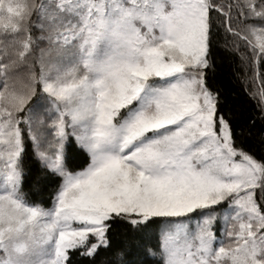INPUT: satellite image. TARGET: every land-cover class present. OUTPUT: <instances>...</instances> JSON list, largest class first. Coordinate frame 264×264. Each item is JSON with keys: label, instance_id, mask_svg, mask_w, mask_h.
I'll use <instances>...</instances> for the list:
<instances>
[{"label": "snow or ice", "instance_id": "6c2138e0", "mask_svg": "<svg viewBox=\"0 0 264 264\" xmlns=\"http://www.w3.org/2000/svg\"><path fill=\"white\" fill-rule=\"evenodd\" d=\"M74 261L264 264V0H0V264Z\"/></svg>", "mask_w": 264, "mask_h": 264}, {"label": "trees", "instance_id": "16d2710c", "mask_svg": "<svg viewBox=\"0 0 264 264\" xmlns=\"http://www.w3.org/2000/svg\"><path fill=\"white\" fill-rule=\"evenodd\" d=\"M219 55L221 57V60H220V65H221L220 66V75H221V78L225 79V81H226V79H227V73H228V68H229V64H230V62L232 60V57H230L227 54L222 53V52ZM229 86H232V85H229ZM236 87H238V86H236ZM241 100H243V97H241ZM81 163H82V158L81 159L74 160L72 162V164H73L74 167L75 166H79ZM47 195H48V193L46 192L44 194V198L45 199H47ZM74 264H75V261H74Z\"/></svg>", "mask_w": 264, "mask_h": 264}, {"label": "rangeland", "instance_id": "374dc122", "mask_svg": "<svg viewBox=\"0 0 264 264\" xmlns=\"http://www.w3.org/2000/svg\"><path fill=\"white\" fill-rule=\"evenodd\" d=\"M217 237H218V239L220 238V236H219V232H217Z\"/></svg>", "mask_w": 264, "mask_h": 264}]
</instances>
